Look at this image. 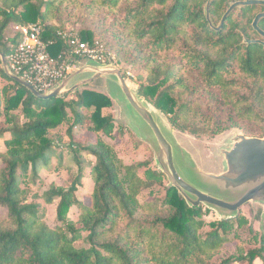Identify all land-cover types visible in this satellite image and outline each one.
I'll return each mask as SVG.
<instances>
[{
	"label": "trees",
	"instance_id": "16d2710c",
	"mask_svg": "<svg viewBox=\"0 0 264 264\" xmlns=\"http://www.w3.org/2000/svg\"><path fill=\"white\" fill-rule=\"evenodd\" d=\"M243 1L0 0V53L9 66L8 56L21 38L17 32L5 38L11 25L40 24L43 39L54 42L50 53L57 56L66 49L58 35L65 28L53 21L64 15L82 21L83 15L88 19L97 13L102 28L110 20L112 46L121 41L125 51L133 53L132 64L143 66L139 97L170 117L176 129L219 136L228 128H244V136L264 139V44L258 42L264 38L253 27L264 6L238 7L220 28L227 11ZM259 28L264 31V19ZM92 30L85 24L80 40L93 44ZM0 74L6 82L0 85V113L7 125L0 131L5 138L0 153V264H264V239L257 236L260 246L228 249L236 239L229 234L248 223L243 207L223 216L209 205L193 206L170 181L165 184L168 178L159 165L152 169L150 163L126 165L118 159L105 141L115 129L113 114L103 112L114 107L111 96L84 90L87 85L45 102L7 74L3 62ZM188 74L199 76L195 86ZM71 94L77 100L67 102ZM201 97L225 111L227 122L211 115L209 108L204 111ZM20 109L25 122L15 114ZM71 117V142L64 147L78 166L77 177L67 187L52 185L42 195L31 194L21 185L49 170L54 157L63 162V153L57 154L63 141L50 134L69 124ZM75 126L92 132L95 141L87 146L75 142ZM83 152L94 159L93 190L86 201H79ZM155 187H164L163 198L140 203L142 192L156 195ZM56 200L59 225L52 228L41 210ZM74 206L80 212L77 222L68 217ZM139 211L142 215L136 218ZM210 212L219 221L208 225ZM206 225L212 231L204 234Z\"/></svg>",
	"mask_w": 264,
	"mask_h": 264
},
{
	"label": "rangeland",
	"instance_id": "374dc122",
	"mask_svg": "<svg viewBox=\"0 0 264 264\" xmlns=\"http://www.w3.org/2000/svg\"><path fill=\"white\" fill-rule=\"evenodd\" d=\"M98 15L99 14L95 13L93 17L88 19L85 17V15H83L82 21H80L79 18L75 20H69L64 15L59 21L57 19L53 21V23L64 27V33L68 35L73 34L78 38L80 31L85 28V24H87L88 28L93 29V43H97V45L100 44L105 49V64H110V61L112 60L114 61L113 63H115V65L124 71L127 77L126 80L131 87V91L138 101L136 91L139 89L140 76H145V70H143L144 68L141 65L138 66L132 64L134 59V56L132 55L133 53H131V49H128L126 52V48H123L124 46L121 41L119 42V46H112L114 30L110 28V20H108L102 28L99 25L100 19L97 17ZM14 27L15 25H11L6 30V39L15 37ZM252 35L254 36L253 33ZM95 62H92V60L80 62V65H87V69L83 70L79 74H76V76L67 85V88L76 86V84L80 81L90 80V85L87 87L82 86L80 88L85 87L84 90H93L95 92L108 94L111 96L114 99V107L111 109H105L103 112L104 115L109 113L113 114L115 119V129L113 137H105V141L115 148L118 159L124 164L133 165L138 163H150V167L152 169H158L157 158H162V160H164V154L158 147L160 144L158 143L156 136L150 127L145 125L141 115L136 112L129 103L117 76L106 75L94 79L95 76L89 68L99 67V65ZM100 64L103 63L100 62ZM77 70L78 68L73 69L74 72ZM187 77L189 83L192 86H195L194 81L199 79V76L197 77L195 74H188ZM5 83L6 82L3 80L0 74V85H4ZM65 100L67 102L71 100H77V95L71 94L66 97ZM200 101L203 104L205 109H203L204 111L209 108L211 109V115L212 113H215L216 118H218L221 122H227V113L225 111L216 110V104H213L210 107L211 104L209 103V97H201ZM149 109L157 113H154L153 116L160 126L165 138L170 142L172 140V135H175L179 142L178 144H181L185 150L192 154L193 158H195L196 163L198 164V168L204 173L207 172L217 176L222 171L221 168L223 169V166H221L220 163L224 160V150H228L234 143V139L238 135L244 133V128H228L219 136H215L210 132L201 133L196 136L191 135L188 132H181L180 130L176 129L172 125L170 117L161 114L152 106H150ZM15 114L20 116L21 122H25L21 109L15 112ZM71 119L72 121L69 124L64 125L60 131H54L50 134V137L54 140L59 141L62 139L63 141V146L57 150V154L61 152L63 153V162H60L58 158L54 157L49 170H41L38 178H33V180L27 179L25 183L21 185L22 188L29 189L31 194L42 195L45 191L49 190L52 185L67 187L73 183L74 179L77 177L78 166L74 162H71L70 156H67L68 150L65 148L66 145L71 142L67 133L69 128L74 124L73 117H71ZM5 121V116L1 115L0 113V131L7 127ZM241 123L242 122L239 121V124ZM258 125L261 124L258 123ZM73 132L75 134V142L82 146H87L95 141V135L86 128L75 126ZM4 140L5 138H0V153L5 151ZM154 144L158 145H155L157 154L152 148ZM174 152L176 155L177 169L181 178L200 192L227 203H235L244 195L243 187L237 190H227L219 181L209 179L202 173H196L192 160L187 155H181L176 147H174ZM81 157L84 160L83 167L85 172L82 177L81 185L78 188L77 196L79 201H86L85 196H87V194L91 193L93 190L90 173L91 164L94 163V159L92 156L84 152L81 154ZM2 167L3 165L0 161V169ZM69 167L70 169L68 170ZM144 170L145 169L143 168L139 171L141 175H143ZM165 184H169V179L165 181ZM154 190L156 195L153 197L149 195V191L142 192L138 197L140 203L146 202L147 200H153L155 198L162 199L165 195L164 187H155ZM58 203L59 200H56V202L51 205L44 204L41 210V213L44 216V221L52 228L59 225L57 220ZM261 207V204L252 202L243 206L241 213L247 218L248 223L242 228L237 227L235 231L229 234L230 238L237 239L234 240V244L229 245V250L234 252L238 244L246 246L247 249L254 248L257 243V245L260 246V241L255 242L254 238L257 236L258 240L264 239V217L262 216ZM2 212L3 211L0 209V215ZM79 214V209L77 206H74L71 208L68 217L71 221L77 222ZM141 215L142 211H139L136 218H139ZM206 221L209 225L212 222H218L219 218L216 216V214L210 212L206 217ZM208 225L202 229V233L205 234L212 231ZM83 244L84 243L81 242L80 246H83ZM256 264H260V262H257Z\"/></svg>",
	"mask_w": 264,
	"mask_h": 264
},
{
	"label": "water",
	"instance_id": "95a60500",
	"mask_svg": "<svg viewBox=\"0 0 264 264\" xmlns=\"http://www.w3.org/2000/svg\"><path fill=\"white\" fill-rule=\"evenodd\" d=\"M243 6H264V1L245 0L243 2L234 4L223 17L220 28L224 25L227 18L235 9ZM261 19H264V12L256 17L253 23V27L264 38V31L259 28V22ZM258 42L264 44V42ZM0 57L6 73L9 74L20 85L27 88L37 99L45 102L55 98H60L64 94L71 93L77 89H80V87L82 86L90 85V80H85L78 82L76 86L67 88V85L76 76V74H79L83 70L87 69V65H79L76 72L59 83L52 92L47 95H43L37 92L31 85H29L25 81L14 76L5 60L4 55L0 53ZM95 63H97L99 67L89 68L95 76L94 79L106 75H115L118 77L129 103L134 108V110L141 115L143 122L145 123V125H148L150 127V129L156 136L158 143L160 144V146L154 144L152 147L153 150H155V145H157L164 154V160H162V158H157L158 165L165 173L170 183L179 189V191L185 196L189 203L196 207H198L200 204L209 205L223 216L234 215L239 211L240 208L250 202L259 203L264 206V139L249 138L244 136L243 134L238 135L234 139V143L232 144V146H230L228 150H224L223 162L220 163L218 160L220 165L223 166V169L221 168L222 171L217 176L209 174L207 172L204 173L198 168V164L196 163V160L195 158H193L192 154L189 151L185 150V148L181 144H178L179 142L175 135H172V140L170 142L165 138L160 129V126L153 116V114L156 112H153L149 109L150 105H148L142 98H140L138 93L137 101L131 91V87L129 86L126 78L122 73V70L114 63ZM174 147L179 150L181 155H187L192 160L196 173H202L209 179L219 181L227 190H237L243 187L244 195L235 203H227L208 196L200 192L190 184L186 183L181 178L180 173L177 169ZM155 152L157 154L156 150Z\"/></svg>",
	"mask_w": 264,
	"mask_h": 264
},
{
	"label": "built area",
	"instance_id": "2783aa9c",
	"mask_svg": "<svg viewBox=\"0 0 264 264\" xmlns=\"http://www.w3.org/2000/svg\"><path fill=\"white\" fill-rule=\"evenodd\" d=\"M14 29L21 38L8 56L10 70L14 76L31 85L40 94L47 95L52 92L59 83L74 73L73 69H77L80 62L92 60L106 63L103 46L82 42L73 34H58L65 42L66 49L53 56L50 48L54 42L43 39L44 29L40 24L15 26Z\"/></svg>",
	"mask_w": 264,
	"mask_h": 264
},
{
	"label": "crops",
	"instance_id": "0c3cea01",
	"mask_svg": "<svg viewBox=\"0 0 264 264\" xmlns=\"http://www.w3.org/2000/svg\"><path fill=\"white\" fill-rule=\"evenodd\" d=\"M15 35H16V32H15ZM0 62H2V61L0 60Z\"/></svg>",
	"mask_w": 264,
	"mask_h": 264
}]
</instances>
